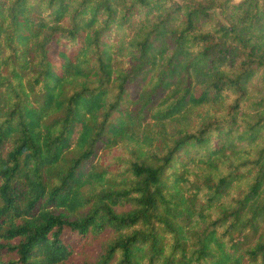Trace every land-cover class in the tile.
I'll return each instance as SVG.
<instances>
[{
  "label": "trees",
  "instance_id": "trees-1",
  "mask_svg": "<svg viewBox=\"0 0 264 264\" xmlns=\"http://www.w3.org/2000/svg\"><path fill=\"white\" fill-rule=\"evenodd\" d=\"M0 264H264V0H0Z\"/></svg>",
  "mask_w": 264,
  "mask_h": 264
},
{
  "label": "rangeland",
  "instance_id": "rangeland-1",
  "mask_svg": "<svg viewBox=\"0 0 264 264\" xmlns=\"http://www.w3.org/2000/svg\"><path fill=\"white\" fill-rule=\"evenodd\" d=\"M235 2H238V1H240V0H234ZM126 145H120L119 147H117L118 149H112L111 151H106V152H102V153H100V154H102L101 155V158H100V160H101V162H102V164L104 165V166H107V160L109 159H111L113 156H115V155H118L119 153H120V151L122 152V151H124V149L122 150V148L123 147H125ZM121 149V150H120ZM124 154H126V156L128 155V152L127 151H124ZM99 242H97V241H94V242H90L88 245H87V247H86V251H84V253L85 252H87V254H86V256H85V258H87V260L89 259H91L92 258V256L94 255V251H95V249H96V246H97V244H98ZM101 243V242H100Z\"/></svg>",
  "mask_w": 264,
  "mask_h": 264
}]
</instances>
